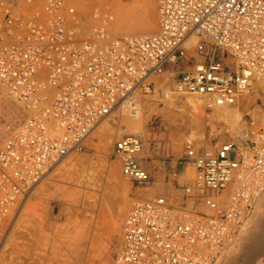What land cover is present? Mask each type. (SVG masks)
<instances>
[{"label":"built area","instance_id":"built-area-1","mask_svg":"<svg viewBox=\"0 0 264 264\" xmlns=\"http://www.w3.org/2000/svg\"><path fill=\"white\" fill-rule=\"evenodd\" d=\"M159 29L77 39L68 0H0V87L27 117L0 146V264L34 188L80 151L102 120L145 101L193 96L233 105L264 83V0H157ZM258 101H264L258 94ZM258 106L264 113L263 104ZM248 135L228 134L186 157L196 179L178 200H138L113 264H222L264 195V115ZM142 139L114 146L123 176L148 183Z\"/></svg>","mask_w":264,"mask_h":264},{"label":"rangeland","instance_id":"rangeland-1","mask_svg":"<svg viewBox=\"0 0 264 264\" xmlns=\"http://www.w3.org/2000/svg\"><path fill=\"white\" fill-rule=\"evenodd\" d=\"M112 1L117 2L125 8H131L134 2L138 0ZM112 1L68 0L70 12L75 14L79 19V33L77 39L84 40L89 35L96 33L100 28L107 29L109 34L115 38L137 33L134 30L128 31V29H125L124 31L120 28L116 29V27L114 28L111 26L117 22L114 10L112 6L110 7ZM83 2H85V4L87 3L86 5L89 3L88 7H86ZM77 3H79V5ZM82 3L84 4L83 6ZM79 6H82L80 7L82 9H80ZM89 6L92 7V9H89ZM141 12L142 10L136 11L135 16L140 17ZM152 15L156 20V27L151 30L152 32H146L148 34L155 33L158 29L157 0H153L152 2ZM88 16L91 18L87 19L89 18ZM106 17L110 21L107 20L106 22ZM86 20H89V22H86ZM80 24H82L81 27ZM4 90V88L0 87V146L3 144L9 132L27 117L23 106L11 98L8 93H6L7 91ZM167 100L168 99L159 98L148 102L145 101L141 108L145 111L144 115L146 119L142 121L141 125L135 126L133 130L128 128L125 130L124 128L127 126L120 122V118L122 117V119L125 117L128 118V116L132 118L126 113L125 116H120V114L115 113L111 115L112 118L111 116L106 118L103 120L104 123L102 125L110 123L113 124L114 128V133H112L107 140L103 138L101 133L98 134L99 131H97V129H99L100 126H98V128L96 127L80 151L64 160L44 181L34 188L29 199L19 213V219L17 218L14 224L16 229L13 227L7 242L6 255L11 263L73 264L78 260L75 259L74 256L79 248L81 249L79 264H84L89 254L92 258V260L90 259V264H113L122 241L123 224L133 204L140 199L151 198L158 195H166L174 200H178L179 198L178 192H161V190L154 189L155 186H152V184L134 182L126 179L122 174L121 162L114 152L115 143L123 136H127V134H130L129 136L140 137L143 143L141 161L143 166L147 168L150 173L153 170L165 169L168 174H184L188 179L186 184H191L196 179V171L193 164L186 157V152L188 150L187 145L192 144L190 151L195 155L198 150L205 147L207 143L210 144L212 139L214 140L213 143H217L228 135L234 134L237 136L239 134L238 132L245 127L246 115H253L252 112H249V109L253 108L255 112L253 113L255 115L256 112H260L261 109L257 106V102L260 105H262V103L264 105V101L261 103L257 98L253 99V101H256H254L255 104H253V107L247 108L248 111L246 110L245 118H243L242 121L243 129L236 126L235 128L230 127L232 131L218 133L216 130L212 131V126L209 125L206 127L204 135H197L192 141L191 139L193 137L185 133L182 134V139H180L178 145L176 144L177 146H174L170 138V134H172L171 131L173 130H171L172 126L180 128L179 125H184V123L189 124V122H186L182 114L179 115V113H181L180 110H182L181 107L175 108L173 114L172 112L170 114L166 112L165 109L167 110L168 108ZM161 110L163 114L159 115ZM165 114L166 118L163 116ZM167 114L175 120L169 121V119L171 120L172 118H168ZM209 114L212 115V113ZM257 114L258 117L254 115L253 117L259 118L260 113ZM147 116L149 118H147ZM188 116L190 115L188 114ZM209 116L206 117L207 120ZM116 130L118 132H116ZM174 130L177 131L178 129ZM66 163L69 165L65 166ZM144 163H146L147 166L144 165ZM82 173L89 179L87 182L85 181L86 183L82 181ZM164 183L165 178L163 176L157 180L156 185H163ZM125 197L127 203H124ZM121 204H127L128 206L126 207V205L123 206ZM121 206H123V208H121ZM118 210H122L123 213H120L121 215L118 217L119 220L117 219V223L115 224V227H118L115 228L113 227L112 219L114 218L113 214ZM24 219H26L27 222H25L26 220ZM261 221H264V198L259 204L252 221H250L241 232L237 247L230 251V255L228 254L229 256H227L225 260L229 258L224 264L245 263L243 257L247 243L252 239L253 241L257 240L259 234L264 231V224ZM112 230L115 231L113 232ZM80 233H83L84 237L87 236L85 240L89 241L78 247L73 244L76 243V240H82L83 235ZM91 240L94 241V246L96 244V249H94L95 247L93 246L94 252L88 248V245L89 247L93 245L92 243L90 244ZM60 247L64 250L61 255ZM75 249L77 251H75ZM258 249L259 252L255 254L254 258L249 259L246 264H264V240H260ZM89 251L92 252L90 253ZM69 256H72L73 261L67 262L66 259H68ZM87 264H89V262Z\"/></svg>","mask_w":264,"mask_h":264},{"label":"bare ground","instance_id":"bare-ground-1","mask_svg":"<svg viewBox=\"0 0 264 264\" xmlns=\"http://www.w3.org/2000/svg\"><path fill=\"white\" fill-rule=\"evenodd\" d=\"M84 1V0H83ZM95 1V0H94ZM112 1V0H111ZM78 2H80V1H78ZM87 2V1H86ZM89 2V1H88ZM90 2H92V1H90ZM152 2H153V0H138V1H136V2H134V4L132 5V7L131 8H125V7H123V6H121L120 4H118L117 2H114V1H112L111 3V5H110V7L112 6V8H113V10H114V14H115V17L117 18V22L114 24V25H111V26H113L114 28L116 27V29L117 28H120L121 30H124L125 31V29L127 30L128 29V31H130V30H134V31H136L137 33H135V34H131V35H127V36H134V35H150V34H148V33H146V32H152L151 30H153L155 27H156V20H155V18H154V16L152 15ZM84 4H85V2H83ZM82 3V6L84 5ZM78 5H79V3H77ZM81 4V3H80ZM87 4V3H86ZM85 4V6L86 7H88V5H89V3H88V5H86ZM93 4H94V2H93ZM82 6H79V8L80 7H82ZM84 6V7H85ZM90 7V6H89ZM78 8V7H77ZM109 8V7H108ZM80 9H82V8H80ZM86 9V8H85ZM85 9H84V11H85ZM89 9H92V7H90ZM87 10H88V8H87ZM112 10V11H113ZM139 10H142V12H141V16L140 17H137V16H135V14H136V11H139ZM83 11V10H82ZM89 11V10H88ZM90 12V11H89ZM108 13V12H107ZM86 17V16H85ZM89 17V16H88ZM91 17H89V18H87V19H90ZM107 18V17H106ZM114 19V18H113ZM107 20H108V18L106 19V22H107ZM158 20H159V18H158ZM108 21H110V20H108ZM86 22H89V20L87 21L86 20ZM110 23V22H109ZM114 23V22H113ZM92 24V23H91ZM111 24V23H110ZM81 25L82 24H80V27H81ZM89 25V24H88ZM90 26V25H89ZM88 27V26H87ZM85 28V27H84ZM92 29H93V27H92ZM158 29H159V25H158ZM158 29H157V31H158ZM157 31H155V32H157ZM91 32V31H90ZM151 34H153V33H151ZM5 91V90H4ZM7 93V92H6ZM258 94H260V95H262V97L264 98V83H260V84H256V85H254V88H253V92H251V93H249V94H247L245 97H243L242 99H239V100H237L233 105H227V106H214V105H210V104H208V103H206V102H204V101H202V100H200V99H198V98H196V97H193V96H185V97H183V96H174V97H172V95L168 92V91H165L164 92V95H165V98H162V99H168L166 102H167V104H168V108H167V110L165 109V111L166 112H169V114L172 112V114L174 113V109L175 108H179V107H181L182 108V110H180V112L181 113H179V115L180 114H182V116H184L183 118H185L186 119V122H189V124L187 123V124H185L184 123V125H179V127L180 128H176V126L174 127V126H172V128H171V132H172V134H170V138L172 139V144L174 145V146H177L178 145V142L180 141V139H182V134H188L190 137H193L192 139H191V141L193 140V139H195L196 137H197V135L198 136H200V135H204L205 134V131H206V127H208L209 125H211L212 126V131L214 130H216L218 133H221V132H224V131H232L231 129H230V127H232V128H235L236 126H238L240 129L242 128L243 129V124H242V121H243V118H245L244 116H245V114H246V112L248 111L247 110V108H249V107H253V104H255V102L254 101H256V100H254L253 101V99L255 98H258ZM170 96V97H169ZM169 97V98H168ZM177 97H181V98H177ZM247 98H251V99H247ZM252 101V102H251ZM263 104V103H262ZM258 106V105H257ZM263 107H264V105H263ZM259 108V107H258ZM257 108V109H258ZM260 109V108H259ZM247 110V111H246ZM252 110V111H251ZM153 111V110H152ZM144 110L142 109V108H140V109H138V111L137 112H135V113H126L127 115H130L132 118H130L129 116H128V118H124V119H122V118H120L121 120H120V122H121V124H124V125H126L127 127H125L124 129L126 130V128H128V129H132L133 130V128L136 126H139V125H141V123H142V121L144 120V119H146V117H145V115H144ZM161 112V113H160ZM159 112V115L160 114H163V112H162V110ZM165 112V113H166ZM212 113V115H210L209 113ZM249 112H252V114L254 115V111H253V108H251V109H249ZM254 112V113H253ZM115 113H118V114H120V116H122V115H126L125 113H124V111H121V110H119V111H116ZM115 113H112L111 115H113V114H115ZM151 113V112H150ZM257 113H260L259 114V118H254L253 117V115L251 116V117H253V119H254V121H255V127L254 128H256V126H257V124H258V122H259V119L264 115V113L262 112V110H260V112H256V114ZM188 114L192 117V119H191V117L190 116H188ZM250 114V113H249ZM254 115V116H256V117H258V114L257 115ZM110 115V116H111ZM148 115V114H147ZM210 115V116H209ZM251 115V114H250ZM110 116H108V117H110ZM149 116V115H148ZM147 116V118H149ZM164 117L166 116V114L165 115H163ZM162 116V117H163ZM167 116H168V114H167ZM207 116H209V119L207 120L206 119V117ZM107 117V118H108ZM111 118H112V116H111ZM166 118V117H165ZM168 118H172L171 120L169 119V121H172L174 118L173 117H170V115L168 116ZM167 118V119H168ZM176 118H179V117H176ZM183 118H182V120H183ZM106 119V118H105ZM104 119V120H105ZM184 119V120H185ZM114 120V119H113ZM150 120V119H149ZM175 120V119H174ZM178 120V119H177ZM168 121V122H169ZM246 121V120H245ZM119 122V123H120ZM174 122V121H173ZM173 122H171V123H173ZM104 122H103V120L100 122V125H98V126H100L99 127V129H97V131H99L98 132V134L99 133H101V135L103 136V138L104 139H108V137L110 136V135H112V133H114V128H113V124H110V123H105L104 125H102ZM118 123V122H117ZM176 123V122H175ZM174 123V124H175ZM244 123V122H243ZM177 124H181V123H177ZM176 124V125H177ZM245 124V127H244V129L243 130H240L238 133V135L237 136H235L234 134H231V135H229L231 138H233V140H235V141H237V137L238 136H241V135H248V133H249V129L247 128V124L246 123H244ZM102 125V126H101ZM173 125V124H172ZM192 125H194V126H192ZM98 126H97V128H98ZM171 126V125H170ZM183 126V127H182ZM192 126V127H191ZM178 127V126H177ZM174 129H178L177 131L176 130H174ZM116 132H118L117 130H116ZM130 134H127V136H129ZM219 135V134H218ZM114 137V136H113ZM177 144V145H176ZM71 162V161H70ZM65 165V164H64ZM63 165V166H64ZM67 165H69V164H67L66 163V165L65 166H67ZM64 166V167H65ZM118 172V171H117ZM85 173V172H84ZM121 173V172H120ZM82 175H83V173H82ZM86 175H83L82 176V181H86L87 182V180H89V179H87V177H85ZM85 182V183H86ZM262 198H264V195H262ZM126 201V202H125ZM124 203H127V199H126V197H125V199H124ZM121 205H123V204H121ZM124 205H126V207L128 206L127 204H124ZM123 205V206H124ZM123 206H121V208H123ZM124 210V209H123ZM121 211V212H120ZM125 211V210H124ZM120 213H123L122 212V210H118L117 212H115V214H113V227H115V224L117 223V219H118V217L121 215ZM21 215V214H20ZM23 215V214H22ZM25 215H27V214H25ZM24 215V216H25ZM28 218V217H27ZM31 218V217H30ZM19 219V218H18ZM20 219H21V217H20ZM24 220H26V219H24ZM33 220V219H32ZM119 220V219H118ZM30 221H31V219H30ZM25 222H27V220L25 221ZM32 222V221H31ZM125 222V221H124ZM262 222V221H261ZM260 222V223H261ZM39 223V222H38ZM37 223V224H38ZM263 224H264V221L262 222ZM29 224H30V222H29ZM40 225V224H39ZM260 225H262V224H260ZM27 227V226H26ZM116 227H118V226H116ZM115 227V228H116ZM15 228V227H14ZM16 229V228H15ZM36 229V228H35ZM114 229V228H113ZM14 231V230H13ZM113 231V230H112ZM115 231V230H114ZM113 231V232H114ZM118 231V230H117ZM14 233V232H13ZM26 233V232H25ZM24 233V234H25ZM81 234V233H80ZM81 235H83V233L81 234ZM22 236V235H21ZM36 237V236H35ZM86 237L87 236H85L84 237V235H83V238H82V240H76V243H74L73 245H77L78 247H79V245H84V243H86V242H88L89 240H85L86 239ZM257 237V236H256ZM255 237V238H256ZM258 239L257 240H254L253 241V239L252 240H250V242L249 243H247V246H248V248H249V250H248V248H247V246H246V250H244V257H243V260H244V264H246L247 263V261H249V259H252V258H254V256H255V254L256 253H258L259 252V243H260V240H264V231H262L261 232V234H259V237H257ZM26 239V238H25ZM37 239V238H36ZM84 239V240H83ZM94 240V239H93ZM93 240H91V242H90V244L92 243L93 245L92 246H90L89 247V245H88V248H89V250H92L93 252H94V249H96V244H95V246H94V241ZM31 241V240H30ZM262 244V243H261ZM260 244V245H261ZM241 245V244H240ZM93 246L95 247L94 249H93ZM84 247V246H83ZM243 247V246H242ZM261 247V246H260ZM242 249V248H241ZM75 251H77L76 249H75ZM91 251V252H92ZM249 251V252H248ZM62 252H64V250H63V248L62 247H60V255L62 254ZM80 252H81V249H79L78 248V251H77V253H76V257L74 256V258L75 259H78L77 261H76V263H73V264H79L80 263V259H81V257H80ZM90 252V251H89ZM90 252V253H91ZM88 254V253H87ZM230 255V254H229ZM228 255V256H229ZM88 256V255H87ZM85 258V257H84ZM229 258V257H228ZM74 259V260H75ZM87 259V260H86ZM86 259H85V263L84 264H87L88 262H89V264L91 263V260H92V258H91V256H90V254H89V256L88 257H86ZM91 259V260H90ZM67 260V262H71V261H73V258H72V256H69V258L68 259H66ZM242 260V261H243ZM84 262V261H83Z\"/></svg>","mask_w":264,"mask_h":264},{"label":"crops","instance_id":"crops-1","mask_svg":"<svg viewBox=\"0 0 264 264\" xmlns=\"http://www.w3.org/2000/svg\"><path fill=\"white\" fill-rule=\"evenodd\" d=\"M144 165H146V163H144ZM163 176L165 178V183L163 185H158V184L156 185L157 180ZM172 177H174V178H172ZM150 178H151V180H150V182H148V184H152V186H155L154 189L161 190V192L162 191L180 192L182 190L183 186H185L187 181H188V179L185 177L184 174H180V175H178L177 173L168 174V173H166L165 169H163V170L158 169L157 171L153 170L150 173Z\"/></svg>","mask_w":264,"mask_h":264},{"label":"water","instance_id":"water-1","mask_svg":"<svg viewBox=\"0 0 264 264\" xmlns=\"http://www.w3.org/2000/svg\"><path fill=\"white\" fill-rule=\"evenodd\" d=\"M239 240H240V238H239ZM238 243H239V241H238ZM238 243H237V245H238ZM237 245H236V247H237ZM227 259H228V258H227ZM227 259H226V260H227ZM226 260L224 259V261H223V263H222V264H224V262H225Z\"/></svg>","mask_w":264,"mask_h":264}]
</instances>
